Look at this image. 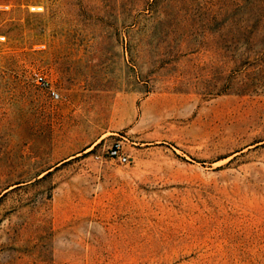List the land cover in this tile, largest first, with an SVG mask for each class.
Here are the masks:
<instances>
[{"label":"rangeland","instance_id":"obj_1","mask_svg":"<svg viewBox=\"0 0 264 264\" xmlns=\"http://www.w3.org/2000/svg\"><path fill=\"white\" fill-rule=\"evenodd\" d=\"M0 35V264H264V0H0Z\"/></svg>","mask_w":264,"mask_h":264},{"label":"built area","instance_id":"obj_2","mask_svg":"<svg viewBox=\"0 0 264 264\" xmlns=\"http://www.w3.org/2000/svg\"><path fill=\"white\" fill-rule=\"evenodd\" d=\"M2 9H3V10H6V9H8V8H7V7H4V8H2ZM42 9H43V8L40 7V6L32 7V10H33V11H37V12L42 11ZM6 42H7V38H6V36L0 35V44H4V43H6ZM39 81H40V83H41L42 85H48L46 79L43 78V77H40V78H39ZM118 151H119V146H117V149L115 150V152L118 153Z\"/></svg>","mask_w":264,"mask_h":264}]
</instances>
